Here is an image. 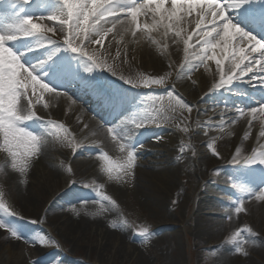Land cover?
Returning a JSON list of instances; mask_svg holds the SVG:
<instances>
[{
	"label": "rangeland",
	"instance_id": "rangeland-1",
	"mask_svg": "<svg viewBox=\"0 0 264 264\" xmlns=\"http://www.w3.org/2000/svg\"><path fill=\"white\" fill-rule=\"evenodd\" d=\"M53 1L57 5L56 0ZM7 13L10 11L8 10ZM57 37L62 39L61 35L57 34ZM124 40L128 42L125 63L120 62V59L124 57L115 58L116 42L111 43L109 53L107 49H109L111 38L105 41V57L109 64L115 65L117 75L113 76L110 72L99 70L91 75L98 78L103 77V80L118 86L142 91L138 94L145 99L149 98L150 102L156 101V96H154L156 90L162 89L165 95L168 94V88L171 87L167 84V76L163 75L165 73L162 71L161 77L152 76L155 73L146 70L144 66H141V60L135 59L136 49L131 47V38L124 37ZM92 47L98 46L93 45ZM120 47L123 48V45ZM91 50L90 47L88 51L91 52ZM61 54L73 58L78 65L83 66L78 59V54L71 52ZM76 63L74 64L77 65ZM168 66L170 63H164L161 69H168ZM206 68H210L208 63ZM203 69H205L204 66L196 68L193 76L196 85H199L197 78L203 74ZM120 75L131 78L137 83H142L144 78H164L166 82L163 85H152L150 88L143 86L132 88L130 84H125L118 78ZM174 86L185 100L189 98L190 102L187 100L189 102L187 104L193 106L194 99L190 97V94L182 91L175 84ZM163 103L165 106L157 108L154 115L158 120L161 111L165 115L168 112L171 114L170 131L168 132L172 134L171 145L169 143V145L162 146L161 139L164 130L154 132L152 129L157 128L155 127L148 129V133L147 131L141 132V135H144L141 146L150 143L158 146L160 151H168L169 148L174 157H180L176 163L175 172L178 189L160 204L145 203L146 198L139 195L137 190L135 177L126 184L117 181L124 187L122 194L117 196L114 191L106 189L105 184L100 182L95 175L86 170H80L76 162L84 157L82 155L76 157L77 153L73 152L71 147L65 146L60 138L66 134L74 136L76 142L80 141L84 146L87 144L91 148L92 156L100 157L101 149L105 150V147L92 142L88 136L89 128L84 129L83 127L84 124L89 127V124L82 119V116L74 115L70 108H62L61 115L49 119L54 124L68 126V131L65 133L64 129H57L52 125L45 127L42 121L50 117L49 109L43 107L44 101L35 104L33 110L41 117V120L27 121L26 126L34 134H37V130L41 132L42 139L47 144L46 149L49 148L50 154L45 151L47 156H43L42 166L39 167L40 175L45 174V179L49 180L47 179V184L44 186L40 185L41 187L37 189H31L35 202L30 206L27 205L19 189L15 185L12 187L9 175L4 168L7 165L9 154L4 150L2 138L0 139V155L2 156L0 157V194L10 210L17 214L9 217L0 212V218L9 224L19 226V231L22 233V239L16 240L11 237L10 232L0 229V264H264V215L262 217L257 215V205L252 204L250 198L244 203V212L237 214L234 211L237 203L234 197L238 198L236 196L240 197L242 193L238 188L233 187L232 181L238 176L237 169L249 166L231 163L237 150H241L245 156H250L264 146V139L259 138L258 135L259 123L254 124L250 137L244 140L247 123L245 128L243 126L239 129L231 124L225 134H221L215 128L204 127L207 121L219 122L221 113L225 111L224 106L210 104L207 110L204 106V111L193 110L191 114L185 111L184 116L181 117L182 108L175 104L174 97L171 101ZM169 105L179 107L178 112L169 111ZM233 110L235 112L234 108ZM143 111L146 116L148 112L152 113L148 107ZM235 115L238 114L235 112ZM200 121L202 123H199ZM185 127L188 128L187 132L181 130ZM205 132L207 137L203 138ZM132 136L135 135L132 134ZM213 141L219 153L218 156L212 155L208 147ZM181 148L184 149L183 152ZM208 158L212 163H207L205 166L204 162ZM162 170L163 167L154 171L161 172ZM38 178L39 174L34 186L37 185ZM239 179H248L253 190L258 185V181H253L242 174L239 175ZM210 180H212L211 183ZM100 186H103L106 195L111 196L117 202V208L108 202L104 203L114 216L111 223L113 221L117 223V228L112 229L123 238L121 246L113 240L106 252L102 249L107 241L104 233L106 229L111 230V223L107 228L103 227L98 230L94 227L89 233L84 234L71 235L72 232L67 231L73 222L88 218L87 210L81 211L77 216L73 209H85L92 201H96L98 199L96 190ZM208 192L211 198L209 202H203ZM218 196L221 198L226 196L230 200L216 199ZM86 201L87 204H85ZM228 215H231V219L224 218ZM33 220L37 223H31ZM143 228L149 230L150 238L147 240L138 235ZM247 228L252 229L255 235L241 231V236L248 241L243 245L247 255H242L235 251L236 245L231 242L230 238L236 231ZM34 236L44 237L53 243L41 245L38 242H27ZM8 247H13L12 256L7 253Z\"/></svg>",
	"mask_w": 264,
	"mask_h": 264
},
{
	"label": "snow or ice",
	"instance_id": "snow-or-ice-1",
	"mask_svg": "<svg viewBox=\"0 0 264 264\" xmlns=\"http://www.w3.org/2000/svg\"><path fill=\"white\" fill-rule=\"evenodd\" d=\"M31 2L32 0H13V7L17 4L21 5L19 10L13 13L11 19L0 18V137L4 150L11 157L12 169L20 174L27 173L32 158H38L43 149L41 134L26 130V122L41 120L33 109L35 104L44 101L45 94L67 96L66 92L57 89L78 83L95 96L105 108L122 109L126 97L118 90L111 95L105 94L99 83L103 77L91 75L97 70L110 72L113 76L117 75L115 65L109 64L105 57V41L109 40V37L111 41L107 51L110 53L111 43L115 41L117 43L115 58L124 57L120 62L125 63L126 48L120 47L125 45V36L130 35L133 39H137V34L140 33L152 43H157L151 37L152 32L162 29L163 36H168L171 32L174 39L183 40L185 45V63L188 67L181 65V75L189 74L201 65L206 68V62L211 60L215 62L219 74V82L213 85V91L224 89L233 93L235 89L232 85L239 82L256 87L264 95V37L257 38L258 35L238 27L232 19L233 12L247 10L249 22L264 30V0H56V10L46 15L30 13L24 6ZM256 3L261 5L258 12L252 10V6ZM142 16L144 20H141ZM45 21L53 23L48 25L44 23ZM58 32L62 39L57 38ZM194 37L195 43H192ZM93 45L98 47H92ZM90 47L91 52L88 51ZM38 49H43L45 52L32 56L31 54ZM190 49H195L193 55L199 64L189 63ZM67 52L78 54L83 72L80 65L72 63V58L61 55ZM83 73L90 75L85 76ZM244 77L248 79L244 80ZM118 78L125 84H130L132 88L140 86L150 88L152 85H163L166 82L164 78H144L142 83L134 82L133 79L123 75ZM168 94L174 97L176 105L182 106L181 117L184 116L185 111L191 114L193 106L184 101L176 92L174 85ZM67 99L75 103L71 96H67ZM22 100L26 103L21 104ZM43 107L47 108L48 104L44 103ZM224 108L226 111L234 108L238 115L225 120L222 112L218 123L210 120L205 122L204 127L215 128L221 134H225L231 124L246 118L248 131L244 135V140H248L256 122L260 125L259 138L264 139V99H259L256 106L251 107L250 110L235 105L229 107L227 103ZM168 110L175 112L176 108L169 105ZM147 122L157 123L150 117H133L131 120L137 130L145 128ZM42 123L45 127L52 125L57 129H64L65 133L68 131L63 124H54L52 121H42ZM83 127L87 129L88 125L84 124ZM181 130L187 132L188 128ZM107 133L112 141L119 145V151L125 156L123 162L114 163L108 153L101 149L100 159L104 161V171L110 180L126 184L130 179H134L138 145L132 143L130 138L126 139L113 127H108ZM141 134L133 133V135ZM60 139L65 146L71 147L73 152L84 146L78 144L74 136L66 134ZM121 140L125 142L121 143ZM208 147L212 155H219L214 141ZM183 150L181 148L182 152ZM177 159L179 160L180 157L178 156ZM231 163L249 166L237 169L238 176L232 181L233 187L238 188L242 193L234 207L235 213L239 214L245 211L246 198L264 201V167H262L264 146L250 156H245L241 150H237ZM240 174L258 181L255 190L248 183V179H239ZM96 191L98 199L92 203H98L99 208L92 213L94 216L110 211L104 202H108L114 208L118 207L117 202L104 193L103 186ZM87 203L86 201L85 204ZM85 210L73 209L77 216ZM0 212L9 217L17 215L4 202L2 194H0ZM224 218L231 219V215ZM31 223L35 224L37 221L33 220ZM110 227L117 228V223L113 221ZM0 229L10 232L11 237L16 240L22 239L19 226L9 224L3 218H0ZM241 231L252 233L250 228L238 230L230 239L236 245V252L247 255L243 245L248 241L241 236ZM138 235L146 240L150 238L148 228L141 229ZM27 242H38L41 245L53 243L40 236H34Z\"/></svg>",
	"mask_w": 264,
	"mask_h": 264
},
{
	"label": "bare ground",
	"instance_id": "bare-ground-1",
	"mask_svg": "<svg viewBox=\"0 0 264 264\" xmlns=\"http://www.w3.org/2000/svg\"><path fill=\"white\" fill-rule=\"evenodd\" d=\"M33 1H39L40 4L42 3L43 7H41L42 5L38 7V11L42 14H49L55 11L57 8V5L53 3L52 0ZM51 5L52 7L49 9ZM3 8L4 7H2L1 9ZM144 19L145 18L142 16L141 20ZM232 19L237 20L238 23L240 20H242L249 30L254 31L258 35L264 34V30L260 29L259 31H257L258 29H256V27L249 22L248 17L241 16L240 12H233ZM48 23L52 24L53 22H45V24ZM150 23L151 21H149V24ZM162 32L163 30L161 29L160 31H154L151 33L152 39L157 41V43H152L149 39L142 36L140 33L137 34V39H133L130 35L125 37L131 38V47L136 49L134 53L135 59L141 60L140 64L141 66H144L146 70L154 72L155 75L152 76L161 77L163 71L165 73L163 75L167 76V84L170 87L175 84L176 87H179L182 91H187V93L190 94V97L194 99V101L192 102V105L194 106L193 110L204 111V106L207 107L205 109L207 110L210 107V104L224 106L225 103H227L229 107L238 104L239 106L248 109L251 108L249 107L251 103H254V105L256 106V102L259 99H264V95H262V93L256 87L250 86L247 83H234L232 85L233 89H235L233 93H229L224 89L213 91V85L219 82V74L216 69L215 62L211 60L206 62L210 65V68H205L202 70L203 74L200 77L198 76L197 78L199 80V85H196L195 79L193 78L196 69L189 74H180L181 65H185V67H188V64L185 63V45L183 43V40L174 39L171 32L168 34V36H163ZM57 34L61 35L59 32ZM195 39L196 38L194 37L192 43H195ZM115 45H117V43H115ZM127 46L128 42L126 41L125 45H123V48H126ZM126 51L128 50L126 49ZM194 51L195 49L189 50V63L199 64V61L196 60L195 56L193 55ZM164 63H170L168 69H161L164 66ZM199 67L201 68L203 67V65ZM189 75L191 77L190 79ZM247 79L248 77H244V80ZM165 87L166 85L164 86V88ZM168 89L170 90V88ZM124 90V92H121L119 90L118 91L125 95L129 90L131 91L132 89L124 87ZM57 91L66 92L67 96H71L72 100H74L75 103H72V101L68 100L67 96L57 97L52 94H45L46 97L44 98V103L48 104L47 109H49V113L51 114L49 115L50 117L46 118L47 121L49 119L57 117L58 115H61L60 113L63 110L62 108H70L74 115L77 114L76 116H82V119H84L89 124L88 136L92 139V142H96L104 146L105 152L108 153L109 157L114 163H121L123 162L125 154L119 151V145L116 142L112 141L111 137L107 133L108 126L115 128L117 131L121 132V135L125 136L126 139L130 138L132 143L138 145L134 177L136 179V185L139 195L146 198L145 203L160 204L165 202L170 195L174 194V191L178 189L177 182L175 180V172L177 170L176 163L178 161L177 157H174L169 148L168 151H160L158 150V146L151 145L150 143L141 146V140H143L144 135H135L134 137L132 136V134L135 132L144 133L147 129L157 127L156 129L152 130L154 132H161L162 130H164V134L161 139L162 146L169 145V143L171 145L172 134L168 133L170 131L169 124L171 114L168 112V114L165 115L161 111V113L159 114L160 118L157 120L154 112L157 108L164 107L165 104L163 102L171 101L173 97H171L169 94L160 95V93L163 92V90L160 89L159 91L154 92V96H156L155 102H150L149 98L145 99V102L144 100H141L142 104L148 103V109H151L152 111V113L148 112V116L145 117H150L157 123L147 122V126L145 128L137 130L131 123V120L133 117H141V108L129 109L128 106L123 105L122 109L118 110L104 108L103 110L98 111V109H96L93 104L89 103L87 100H84L79 94L72 93L71 91L67 90L66 87L58 88ZM114 91L117 90L109 92L108 90L103 89V92L108 95L112 94ZM240 93H243V95H247L248 97L246 98L245 96L244 98L246 99H243V96ZM130 94H133V92H130ZM181 97L183 98V95ZM183 99L186 103L190 102L189 98H186L189 102L185 100V98ZM21 104H24L23 100L21 101ZM180 107L182 108V106ZM175 108V112H178L179 107L175 106ZM223 113L225 115V120H228L229 117L235 116V112L233 109L231 111L225 110ZM119 116H121V118H118ZM108 123H112V125H107ZM199 123H202V121H200ZM246 123L247 119L244 118L237 120V122L232 125L236 129H239L243 126L245 128ZM246 128L248 131V127ZM26 130L29 131V127L27 129L26 126ZM36 132L37 134H41V132H39L38 130ZM206 137L207 136L204 135L203 138ZM1 138L2 137H0V139ZM42 142L44 146L43 150L38 158H32L31 166L26 174H20L12 169L10 156L8 157V160L6 162L7 165L4 167L9 175L12 187L13 185H15L16 188L19 189L21 195L24 198V202L29 206L34 204L35 202L31 189L34 190L37 189L40 185L44 186L45 184H47L48 178L45 179V174L40 175L41 169L39 170V167L42 166L43 156H47V153L50 154V151L49 148L46 149L47 144L43 139ZM124 142L125 140H121V143ZM77 143L82 144L80 143V141H78ZM45 151L48 152L45 153ZM75 152L77 153L76 157H79L80 155L84 157V159L82 158L76 162V164H79L80 170H86L92 175H95L100 182L105 184L106 189L114 191L117 196L122 194V191L124 190L122 184L108 178V174L104 171V161L101 160L99 156H92L87 144L84 146V148H77ZM0 157L2 156L0 155ZM207 163H212V161H210V159L208 158V160L204 162V165L206 166ZM161 167H163V170L161 172L154 171ZM38 174V183L34 186V184H36L35 180ZM211 182L212 180H210V183ZM206 194L207 195L202 200L203 202H209L211 198L209 192ZM216 199H220L222 201L230 200L226 196L223 198H221V196H218L216 197ZM250 200L252 204L257 205V215H259V217H262L264 215V201H258L254 198H250ZM98 208V203L88 204L85 208L87 210L86 213H88V218L86 220L73 222L71 225H69V229L67 231L72 232L70 233L71 235H76L77 233H89L94 227H96V229L98 230L99 228L103 227L107 228L114 216L111 211L104 212L102 215L94 216L92 213H94ZM104 234L107 239L105 247L102 248L104 252L107 251L113 240L116 244H120V246L123 244L121 243V241H123V238H121L120 234H118V232L114 231L112 228L111 230L106 229ZM7 253L12 256L13 247H8Z\"/></svg>",
	"mask_w": 264,
	"mask_h": 264
}]
</instances>
